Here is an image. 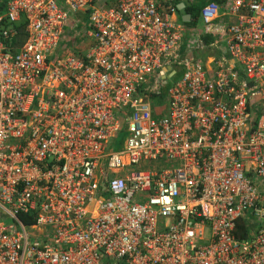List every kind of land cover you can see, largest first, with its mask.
Wrapping results in <instances>:
<instances>
[{
  "label": "built area",
  "instance_id": "2783aa9c",
  "mask_svg": "<svg viewBox=\"0 0 264 264\" xmlns=\"http://www.w3.org/2000/svg\"><path fill=\"white\" fill-rule=\"evenodd\" d=\"M183 1L0 0V264H264V0Z\"/></svg>",
  "mask_w": 264,
  "mask_h": 264
},
{
  "label": "rangeland",
  "instance_id": "374dc122",
  "mask_svg": "<svg viewBox=\"0 0 264 264\" xmlns=\"http://www.w3.org/2000/svg\"><path fill=\"white\" fill-rule=\"evenodd\" d=\"M188 1H190L194 5L199 6L198 4L202 0H188ZM177 19H178L177 25H180V26L183 27V25H182V19L179 17V15L177 16ZM65 32H66L65 37H64V39H62V42H61L62 48L69 49L74 54H78L79 55L80 53H82L81 51H78L77 49H74V46H72L73 44H75L74 42H77L78 44H76V47H81L79 45L80 44V41L77 40V39H73V36L72 35L67 34L68 33V30H65ZM198 35H199V33L196 30H187V31H185L184 38L182 40V47L184 48V50L186 52H188L187 50L190 51V50L196 49V47H195L196 44H192V45H190V44L192 42H194V41L197 40V36ZM85 49L82 48L81 50L84 51ZM82 54H83L82 56L85 55V53H82ZM190 54H192V53H190ZM194 55L193 56L195 58L200 59V60L204 56V54L202 55V53L200 51H196L194 53ZM181 76H182V73H181L180 70H177V74L173 78H171L170 75L168 74L166 76L167 84H166V86L162 87V92L165 94L166 91H168L174 84L178 83L181 80ZM163 106H164V104H163ZM125 140H126V134L125 133L117 136L116 137V140L111 142V146L108 147V151L113 152V153L122 152L123 151V148H124V142H125Z\"/></svg>",
  "mask_w": 264,
  "mask_h": 264
},
{
  "label": "trees",
  "instance_id": "16d2710c",
  "mask_svg": "<svg viewBox=\"0 0 264 264\" xmlns=\"http://www.w3.org/2000/svg\"><path fill=\"white\" fill-rule=\"evenodd\" d=\"M182 1L183 0H177V4L181 3ZM224 1L225 0H202L198 4L199 6L194 5L193 3L188 1L189 6L186 8V15L189 17V21L188 22L182 21V25L186 28V31L187 30H196V31H198L199 35L197 37H198V40L200 42V45L203 48H207V50H210V51H211L210 47L214 44L216 39L211 37V36H209V35L204 34V27H203L202 22L200 20L199 13H200L201 8L204 5H206V4L213 3L215 5L221 6L224 3ZM0 10L2 11V8ZM178 15L180 16L179 12H178ZM74 43L75 44H73L72 46L76 47V44H78V43L77 42H74ZM195 51H197V50H193L191 53L194 55ZM206 52H209V51H206ZM165 95L166 94H164L162 92L159 96L151 95L150 98H151L152 102L162 104V101H163ZM23 223L25 225H27V222L24 221ZM238 226H239V229H240L241 224L239 223ZM243 234L244 233L241 232L240 230H238L236 232V236L238 238H241Z\"/></svg>",
  "mask_w": 264,
  "mask_h": 264
},
{
  "label": "water",
  "instance_id": "95a60500",
  "mask_svg": "<svg viewBox=\"0 0 264 264\" xmlns=\"http://www.w3.org/2000/svg\"><path fill=\"white\" fill-rule=\"evenodd\" d=\"M188 6H189L188 1H187V0H184V1H183V4H182L181 6H179V14H180V16H182V17H183V16H186V17H187V15H186V8H187ZM183 21H184V19H183ZM185 21L188 22L189 19L186 18Z\"/></svg>",
  "mask_w": 264,
  "mask_h": 264
},
{
  "label": "crops",
  "instance_id": "0c3cea01",
  "mask_svg": "<svg viewBox=\"0 0 264 264\" xmlns=\"http://www.w3.org/2000/svg\"><path fill=\"white\" fill-rule=\"evenodd\" d=\"M218 22H219V21H218ZM218 22H217V23H218ZM218 24H219V23H218ZM206 30H207V31H211V27H207ZM203 54H204V56L202 57L201 60H203L204 57L207 58V57L211 54V52H203L202 55H203Z\"/></svg>",
  "mask_w": 264,
  "mask_h": 264
}]
</instances>
